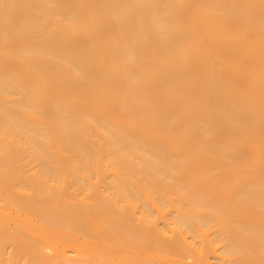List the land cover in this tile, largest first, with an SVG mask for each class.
Listing matches in <instances>:
<instances>
[{"label": "bare ground", "instance_id": "obj_1", "mask_svg": "<svg viewBox=\"0 0 264 264\" xmlns=\"http://www.w3.org/2000/svg\"><path fill=\"white\" fill-rule=\"evenodd\" d=\"M0 264H264V0H0Z\"/></svg>", "mask_w": 264, "mask_h": 264}]
</instances>
